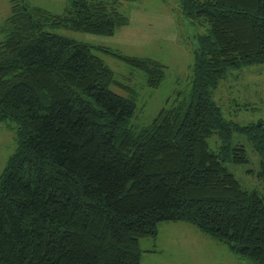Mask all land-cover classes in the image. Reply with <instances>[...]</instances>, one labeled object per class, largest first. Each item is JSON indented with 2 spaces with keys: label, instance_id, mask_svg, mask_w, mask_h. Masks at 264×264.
I'll list each match as a JSON object with an SVG mask.
<instances>
[{
  "label": "trees",
  "instance_id": "1",
  "mask_svg": "<svg viewBox=\"0 0 264 264\" xmlns=\"http://www.w3.org/2000/svg\"><path fill=\"white\" fill-rule=\"evenodd\" d=\"M179 1L206 28L190 88L141 129L131 124L137 92L95 52L142 72L150 88L164 65L51 31L114 36L129 22L118 0H70L61 15L10 1L0 123L17 147L0 176V264H141L142 241L157 240L165 223L190 224L264 264V119L234 124L213 99L232 70L264 65V0ZM236 133L258 157L245 171L258 188L233 172L251 163Z\"/></svg>",
  "mask_w": 264,
  "mask_h": 264
},
{
  "label": "rangeland",
  "instance_id": "2",
  "mask_svg": "<svg viewBox=\"0 0 264 264\" xmlns=\"http://www.w3.org/2000/svg\"><path fill=\"white\" fill-rule=\"evenodd\" d=\"M10 1L0 0V29L10 16ZM118 1L129 22L114 36H97L65 28L51 31L95 48H104L124 56L150 58L164 65L165 79L161 86L150 88L142 72L104 52H95L115 72L117 80L137 92L138 108L131 124L135 129H141L148 126L163 108L170 107L177 96H183L189 90L197 38L206 32V28L185 15L179 0ZM27 2L55 15L65 13L70 6V0ZM1 39L3 35H0ZM115 90L127 95L120 89ZM213 99L222 107L226 119L234 124L244 126L264 119V65L241 72L232 70L213 92ZM238 104H246L248 110L240 107L237 111ZM233 140L245 145L251 161L246 168H233V172L246 184L258 188L254 177L245 174L248 167L258 168V157L243 135L236 133ZM210 144L212 150L218 153L216 139H211ZM16 147L15 132L0 123V176ZM142 248L141 264H255L240 259L225 244L186 223L162 224L158 239L142 241Z\"/></svg>",
  "mask_w": 264,
  "mask_h": 264
},
{
  "label": "crops",
  "instance_id": "3",
  "mask_svg": "<svg viewBox=\"0 0 264 264\" xmlns=\"http://www.w3.org/2000/svg\"><path fill=\"white\" fill-rule=\"evenodd\" d=\"M159 234H160V232H159ZM214 242V241H213Z\"/></svg>",
  "mask_w": 264,
  "mask_h": 264
}]
</instances>
